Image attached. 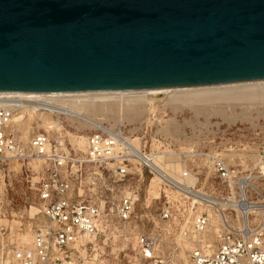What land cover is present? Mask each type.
<instances>
[{
  "label": "water",
  "instance_id": "water-1",
  "mask_svg": "<svg viewBox=\"0 0 264 264\" xmlns=\"http://www.w3.org/2000/svg\"><path fill=\"white\" fill-rule=\"evenodd\" d=\"M264 79V0H0V91Z\"/></svg>",
  "mask_w": 264,
  "mask_h": 264
},
{
  "label": "built area",
  "instance_id": "built-area-1",
  "mask_svg": "<svg viewBox=\"0 0 264 264\" xmlns=\"http://www.w3.org/2000/svg\"><path fill=\"white\" fill-rule=\"evenodd\" d=\"M18 99L20 97L15 95L0 93V163L5 165L10 160L22 163L39 161L45 170L42 175L27 176L29 187L38 200L34 206H30L36 209L33 215H29L30 219H35L31 243L18 244V239H11V228L8 231L7 225H1L0 264H96L88 260V255L96 249L97 240L104 239L107 242L116 236L124 239L133 236L137 239L138 258L142 264H264V199L259 208L263 215L260 221L251 222L249 219L256 209L247 214L246 219L237 208V219L230 222L226 218L222 219L219 232L216 233L217 243L212 249L200 241V236L210 224L209 214L198 211V206L204 202L187 197L181 191L188 200L181 204L178 211L171 204L160 210L163 227L142 232L133 230L128 234L126 225L135 217L141 194L138 187L127 185L120 188L119 185L135 174L136 165H139L179 191L161 175L171 178L159 165L169 162V159L159 161L156 165L161 178L152 167L158 154L147 149L148 139L144 135L131 134L122 123L111 126L103 121L96 122L87 136L83 154L72 152L67 144L61 143L48 131L35 134L29 147H24L7 131L13 114L8 102ZM37 101L47 102L45 98ZM135 139L138 145L133 143ZM151 140L152 144L159 142L163 147L166 145L163 155L171 150L167 138L155 135ZM190 155L194 159L205 155L221 183L232 187L239 180L236 170L222 154L193 151ZM68 165L79 180L83 167L91 165L93 171L89 173L92 174L90 177L104 182L106 194L93 200L75 197L72 177L63 172ZM185 172L188 171L184 169L177 181L189 190H198L196 185L199 175L193 173L197 178L196 183L186 185ZM107 180L111 181L110 185L106 184ZM83 191V188L78 189L76 195L80 196ZM230 194H233L232 190ZM2 212L0 199V218L4 217ZM187 225L192 227L196 236V246L186 258L177 254L165 255L162 252L165 239H171L173 233L176 239H185L186 232L183 229ZM170 226H178V232L168 230ZM16 230L19 233L22 228Z\"/></svg>",
  "mask_w": 264,
  "mask_h": 264
},
{
  "label": "rangeland",
  "instance_id": "rangeland-1",
  "mask_svg": "<svg viewBox=\"0 0 264 264\" xmlns=\"http://www.w3.org/2000/svg\"><path fill=\"white\" fill-rule=\"evenodd\" d=\"M221 83L226 82L200 85ZM167 98L168 95L164 93L156 98L153 97L152 100L154 101L151 103L153 106L150 107L151 104L147 105V108L142 110L139 116L134 119H127L123 115L118 116L110 111L106 112L105 115L99 114L97 119L99 118V122L103 121L111 126H117L122 123L129 129L131 134L135 136L144 135V138L148 139L147 149H151L158 154L156 157L157 162L169 159V162L160 163L159 165L171 177L179 178V175L186 169L188 172H185V182L193 180L196 183L197 178L194 174H198L199 180L196 188L202 194L211 196L219 203H225L223 206L218 205L216 207L204 202L198 206V211H205L208 214L209 211H213L217 215L213 216L214 218L216 217L215 221L209 215L210 224L200 236L201 244L208 245L212 249L216 246V232L220 229L222 219L226 218L229 222L237 219L236 214H239V212L236 208L243 213L242 203L244 205L246 201L250 205L255 203L262 206L264 199V103H223L218 101L214 104L205 105L202 109H195L187 105L173 109L165 104V99ZM63 104L59 102V105L64 108H71L69 105L66 104L67 107ZM34 107L36 108L35 116L28 119L26 115L19 125L16 123L17 126H13L11 122L8 125L7 131L20 144L28 148L30 140L35 134L48 131L55 137H64L65 144L68 145L67 148L72 152L77 154L84 153L86 138L95 125L84 124L82 122L84 121L83 119L73 120L71 117L76 114L75 112L65 113L61 110L45 112L36 106ZM214 108H218V110L215 111ZM17 112L19 110L14 111L15 114ZM45 115L49 117L50 121L57 122L58 125H53L52 123L48 127L44 122ZM171 118L179 126L178 132L164 133L162 131L163 126ZM18 127L21 128L19 129ZM155 135L168 139L171 144V150L168 154L163 155L164 151H166V145L163 147L162 143H151V139ZM81 136L84 137L83 144L79 143ZM193 151H215L222 154L230 166L236 170L237 179L243 180L241 182L236 180L237 183L232 187L221 183L214 174L212 165L206 156L194 159L190 155ZM83 168L80 180L69 165L63 169L64 174H67L70 178L72 177L74 196L79 199L93 200L105 195L104 182H99L90 177L92 174L89 173L93 171L91 165H86ZM44 170L45 166L39 161L22 163L10 160L5 165L0 163V199L2 201V213L4 214V217L0 218V226L7 225L8 231L11 228V239H18V244L20 242L24 245L31 243L33 233L31 229L35 225V219L29 218V215L35 213L32 212L33 207L30 208V206H34L38 200L34 191L29 187L27 176L42 175ZM156 170L159 172V168H156ZM134 173L125 183L119 185L120 188L127 185L138 187L141 194L136 205L135 217L126 225L128 234L133 230L142 232L163 227L160 219V210L164 206L171 204L174 210L178 211L177 209L181 207V204L188 200L182 194L184 192L181 191V193L171 188L149 170L141 169L139 165H136ZM106 184L110 185L111 181L107 180ZM245 186V194H243ZM80 188H83L84 191L78 196L76 192ZM231 190L233 194H230ZM185 195L197 200L192 196ZM218 207H220L221 211ZM262 216L259 208H257L253 214L249 215V219L251 222H256L260 221ZM18 227L22 228L19 233L16 230ZM168 230L177 233L179 227L170 226ZM183 230L186 232L185 239H176L174 233L171 239H165L166 243L162 247V252L165 255L177 254L179 257L186 258L196 246L197 239L192 227L187 225ZM116 233L117 231L114 234ZM8 235L10 236V234ZM136 242L137 239L133 236L128 239L116 236L113 239H108L107 242L104 239H98L97 247L88 255L90 257L88 260L91 262L95 261L96 264H142L138 258L139 250L136 252L134 249ZM5 261L8 262L7 258H5Z\"/></svg>",
  "mask_w": 264,
  "mask_h": 264
},
{
  "label": "bare ground",
  "instance_id": "bare-ground-1",
  "mask_svg": "<svg viewBox=\"0 0 264 264\" xmlns=\"http://www.w3.org/2000/svg\"><path fill=\"white\" fill-rule=\"evenodd\" d=\"M0 93H8L20 97L18 100H12L9 103L13 114L11 118V124L13 126L19 125L21 121L28 116V119L36 115V106L42 111H55L61 110L65 113L75 112L72 115V119H83L84 124L95 125L99 122L97 116L105 115L108 111L117 114L118 116H124L127 119H134L139 116L142 110L147 108V105L151 104L152 98L158 97L160 94L168 95L165 99V104L173 109H177L181 106H191L193 108L202 109L205 105L214 104L216 102L231 103V102H247L248 104L264 103V79H253L250 81H234L226 82L214 85H186V86H161L151 88H138V89H97V90H78V91H0ZM41 98L46 99V103L37 101ZM36 101V102H34ZM59 102L65 103L63 105H69L72 109H67L59 105ZM30 104V105H29ZM34 105V106H31ZM66 105V106H67ZM153 106L152 104L150 107ZM68 107V106H67ZM15 110H19L16 114ZM218 110V108H214ZM46 116V115H45ZM96 118V120H95ZM244 118V117H243ZM44 122L48 127L58 125L57 122L50 121L46 116ZM10 124V123H9ZM12 126V127H13ZM178 125L173 118L167 120L163 126L162 131L164 133H175L178 130ZM19 128V127H18ZM21 128V127H20ZM19 128V129H20ZM178 132V131H177ZM176 132V133H177ZM61 143L65 144L64 137H56ZM78 139V138H77ZM73 140V139H72ZM137 140V139H135ZM133 141L135 145H138L137 141ZM84 137H80V144H83ZM73 144V143H72ZM156 157L153 160L152 167L156 174H161L156 170L158 168ZM264 169V166H263ZM163 178L171 185L178 188L179 191L192 196L193 198L206 202L212 206L225 205L215 200L209 195L202 194L199 190H189L187 186L179 183L177 179L171 177L168 178L161 174ZM160 175V177H161ZM169 175V174H168ZM170 176V175H169ZM162 178V177H161ZM243 179H241L242 181ZM245 180V179H244ZM240 181V180H239ZM240 181V182H241ZM244 182V181H243ZM186 185H194L193 180L185 182ZM245 200V198H244ZM221 201V200H220ZM247 202V201H246ZM242 203L243 216L246 219L247 214L253 212L257 208H261V204ZM246 203V204H245ZM220 210V207H218ZM217 209V210H218ZM241 209V210H242ZM36 209L33 207L32 212ZM221 211V210H220ZM242 212V211H241ZM211 218L216 214L213 211H209ZM222 215V214H221ZM214 218V217H213ZM216 218V217H215ZM213 219L215 221L216 219ZM217 230V229H216ZM215 230V231H216ZM217 231L216 233H218ZM138 252L137 242L134 247Z\"/></svg>",
  "mask_w": 264,
  "mask_h": 264
}]
</instances>
